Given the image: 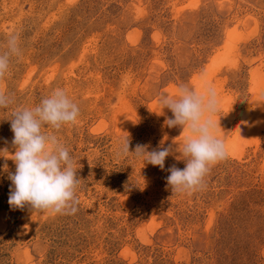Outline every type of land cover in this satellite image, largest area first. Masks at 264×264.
Instances as JSON below:
<instances>
[{
    "label": "rangeland",
    "instance_id": "374dc122",
    "mask_svg": "<svg viewBox=\"0 0 264 264\" xmlns=\"http://www.w3.org/2000/svg\"><path fill=\"white\" fill-rule=\"evenodd\" d=\"M0 264H264V0H0ZM220 99L228 154L203 186L173 194L186 130L157 97L186 85ZM56 88L80 109L56 133L79 163L75 215L14 209L12 112ZM46 131H52L45 128ZM129 138L171 148L164 169L116 155Z\"/></svg>",
    "mask_w": 264,
    "mask_h": 264
},
{
    "label": "clouds",
    "instance_id": "9594fccd",
    "mask_svg": "<svg viewBox=\"0 0 264 264\" xmlns=\"http://www.w3.org/2000/svg\"><path fill=\"white\" fill-rule=\"evenodd\" d=\"M7 48L8 51L0 54V81L9 74L11 57L22 54L18 36L9 37ZM13 103V98L0 90V108L7 109ZM157 103L174 116L165 121L168 127H180L187 132L180 146L186 167L169 168L167 184L173 194H191L203 186L211 166L228 154L225 140L216 131L218 121L213 119L219 111L220 99L211 84H206L203 92L180 85L175 96L161 94ZM79 117L78 105L62 88L54 89L34 107L17 108L12 112L16 170L8 176L12 182L10 207L23 209L27 205L35 212L52 216L77 213L79 163L70 156L56 133L65 126H75ZM46 127L52 131H46ZM129 146V138L121 140L116 155L135 156L162 170L171 153L170 147L148 151L147 145L137 144L134 151H130Z\"/></svg>",
    "mask_w": 264,
    "mask_h": 264
}]
</instances>
